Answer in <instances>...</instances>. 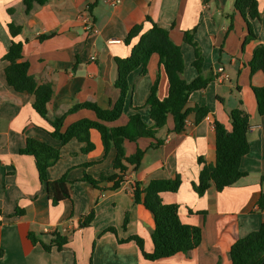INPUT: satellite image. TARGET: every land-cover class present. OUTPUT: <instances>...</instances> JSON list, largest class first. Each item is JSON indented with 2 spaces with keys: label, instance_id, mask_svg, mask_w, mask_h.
<instances>
[{
  "label": "crops",
  "instance_id": "obj_1",
  "mask_svg": "<svg viewBox=\"0 0 264 264\" xmlns=\"http://www.w3.org/2000/svg\"><path fill=\"white\" fill-rule=\"evenodd\" d=\"M256 2L260 18L251 22L256 39L242 50L247 30L233 9V0H120L115 6L105 0H48L29 15H24L20 0H0V264H229L231 245L257 231L264 221V210L257 205L264 191V116L258 115L251 90L264 85V76L261 72L251 74L248 67L254 48L264 45V0ZM85 8L97 29L94 35L84 33L77 18ZM145 17L168 30L171 41L180 48V77L186 82L194 80L198 72L193 67L194 50L183 42V34L195 29L194 41L203 58L201 72L212 71L217 76L205 90L190 95L189 107H205L210 113L196 126L190 116L180 134L172 133L173 121L168 116L166 127L157 133L161 144L155 148L151 147L154 140L124 142L126 157L137 149L143 152L139 169L128 170L125 183L114 191H108L110 185L105 183L94 188L81 179L85 174L98 179L112 173L114 150L104 155L95 131L90 132L94 148L87 154L81 152L84 144L76 140L61 146L50 137L51 127L32 108L33 97L16 93L7 85V64L2 57L11 41L22 43V61L28 63V74L38 83L53 87L47 105L50 119L63 115L73 104L91 102L107 108L119 96L114 87V60L128 57L137 42L134 39L130 45L124 44L132 27L143 24V32L149 30ZM10 23L21 26L19 36L10 37ZM113 40L118 43H110ZM157 76V95L162 100L167 96L168 82L156 55L148 60L145 73L138 68L129 74L123 113L109 127L126 125L133 109H139L141 119L151 123L145 103ZM236 108L249 116V152L240 163L247 175L221 192L211 186L198 196L192 188L200 171L197 160L201 158L207 165L215 162L213 121L230 131L229 112ZM83 119L96 118L91 111L79 110L66 116L63 130ZM26 139L60 149V159L48 169L47 180L66 175L74 182L70 199L57 206L50 204L33 158L19 154ZM175 174L181 179L178 191L163 193L161 199L164 204L178 206L182 224L201 230V242L187 255L146 261L134 242H121L137 236L146 253L153 251V217L134 203L130 184L147 185ZM16 209L24 210V215L8 218ZM90 211L94 212L92 225L81 228L82 218ZM126 213L128 223L123 230ZM108 228L115 229L116 234L105 232ZM52 232L68 238L63 251L45 252L27 239L28 233L43 235L41 241L49 244Z\"/></svg>",
  "mask_w": 264,
  "mask_h": 264
},
{
  "label": "trees",
  "instance_id": "obj_2",
  "mask_svg": "<svg viewBox=\"0 0 264 264\" xmlns=\"http://www.w3.org/2000/svg\"><path fill=\"white\" fill-rule=\"evenodd\" d=\"M20 1L24 15H29L35 6H43L48 2V0ZM233 9L241 16L247 30V35L242 43L243 50L247 43L256 39L251 22L260 18L258 4L256 0H233ZM144 22L150 24L148 31L143 32V24H138L132 27L124 39V44L127 46L134 39H137V42L131 46L129 56L114 60L117 69L114 87L119 91V96L107 108H102L91 102L73 104L63 115L50 119L47 115V105L53 97V87L51 84L38 83L34 77L28 74V63L22 61V43L11 41L2 57V60L7 64L4 70L7 85L16 93H24L33 97L32 108L51 127L50 137L58 141L61 146L71 140H76L84 144L81 152L87 154L94 148L90 141V132L95 131L100 137L104 155H107L111 149L114 150L112 173L102 175L98 179H93L85 174L81 179V183L89 184L94 188L105 183L110 185L108 191H114L125 183L124 176L128 170L131 169L135 172L139 169L143 152L137 149L133 155L126 157L124 142L135 143L140 139L154 140L156 143L151 147L155 148L161 144V141L157 139V133L166 127L168 116H171L173 121L172 133L180 134L184 132L186 120L190 116L193 117V125L196 126L210 113L205 107L197 105L189 107L190 95L205 90L217 76L212 71L205 75L201 72L203 58L198 44L194 41L195 29L183 34V42L194 50L193 67L198 72V76L194 80L186 82L180 77L183 71L180 48L171 41L168 30L158 27L150 17H145ZM7 28L11 38L19 36L22 30L21 26L14 23L8 24ZM229 29H231V25H229ZM152 55H156L159 59L160 69L167 78L168 92L164 99L158 98L159 76H157L145 103L149 110L151 123H145L139 115V109H133L134 113L129 116L126 125L109 127L108 125L116 122L123 113L129 92V74L138 68L141 69L142 73H145L146 65ZM248 67L251 74L261 72L264 76V45L254 48ZM251 90L256 101L257 113L259 116H264V85L260 88L252 87ZM79 110L93 112L96 119L79 120L63 130L66 116ZM229 120L230 131H227L220 122L213 121L215 134L214 164L207 165L201 158L197 160L200 171L197 182L192 183V188L198 196H202L211 186L217 192H221L247 175L241 171L240 163L249 152L247 141L249 116L243 110L236 108L229 112ZM19 154L33 158L38 180L44 186L47 199L52 206H57L62 201L70 199L71 187L74 182L68 181L66 175L55 181L47 180L48 169L60 159L59 148L35 139H26ZM261 181L264 182V176H261ZM180 184L181 179L178 174L169 179L152 180L147 185L140 182L130 184L134 203L142 205L153 217L154 228L151 232L153 251L150 254L146 253L143 241L137 236H131L121 242H134L146 261L155 262L176 254L187 255L196 249L201 242V230L198 227L182 224L178 215V206L164 204L161 199L163 193H176ZM257 205L260 210H264V191L260 194ZM23 215L24 210L16 209L14 214L8 218ZM93 220L94 212L90 211L82 218L81 228L90 227ZM127 223L128 214L126 213L122 226L123 230H125ZM105 232L116 234L113 228H108ZM49 235L51 237L49 244L41 241L43 235L28 233L27 239L32 245H40L45 252H50L52 249L57 252L63 251L68 243V238L57 232H52ZM2 255L0 250V258ZM228 255L229 264H264V221L257 231L251 232L234 242L229 248Z\"/></svg>",
  "mask_w": 264,
  "mask_h": 264
},
{
  "label": "built area",
  "instance_id": "obj_3",
  "mask_svg": "<svg viewBox=\"0 0 264 264\" xmlns=\"http://www.w3.org/2000/svg\"><path fill=\"white\" fill-rule=\"evenodd\" d=\"M106 3L110 6H115L120 2V0H105ZM77 18L81 24V29L84 33L94 35L97 33V29L95 28L94 24L92 23L91 16L89 13V9L85 8L78 12ZM110 43H118V41H110ZM222 70L219 69L218 72H221ZM256 209L258 207H255Z\"/></svg>",
  "mask_w": 264,
  "mask_h": 264
}]
</instances>
